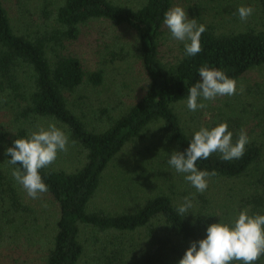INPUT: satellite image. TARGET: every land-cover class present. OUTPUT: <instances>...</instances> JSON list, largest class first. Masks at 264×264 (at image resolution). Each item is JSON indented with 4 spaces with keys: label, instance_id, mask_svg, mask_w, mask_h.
<instances>
[{
    "label": "trees",
    "instance_id": "trees-1",
    "mask_svg": "<svg viewBox=\"0 0 264 264\" xmlns=\"http://www.w3.org/2000/svg\"><path fill=\"white\" fill-rule=\"evenodd\" d=\"M210 1H213L212 5L199 4V12L194 16L192 10L191 16L198 25L206 26L201 36L202 51L195 56L184 53L175 62H165L160 57L163 21L175 0H146L137 8L112 0H64L56 9L57 25L48 37L17 32L0 0V106L3 94H12L15 97L13 107L18 108L22 117L50 118L63 123L69 130L70 139L86 151V162L74 171L52 167L41 170L48 192L60 209L46 264H78L84 252L80 240L82 224L103 232L147 230L144 247L131 253L130 257L128 250L113 247L104 255L103 264H178L184 256L182 245L197 241L206 233L209 215L201 214L199 205L197 212L193 208L187 216L179 214L177 208L180 205L170 193L156 191L144 197L142 205L134 211L120 214L90 211L88 207L111 162L127 143L141 138L151 125L158 124L164 140L179 152H186L195 132L186 131L174 104L188 98V90L201 79V67L220 69L235 80L253 69L264 67V0H259L258 4L259 24H243V27L239 24V4ZM227 15L231 17L227 18ZM97 18L124 23L136 31L148 77L143 95L121 115L110 118L103 129L87 125L71 109L65 95L85 82L100 84L103 81L102 70H87L80 58L63 52L66 42L79 37L81 26ZM232 19H236L235 29L223 26V21L231 22ZM20 71L27 74L26 81L19 80ZM225 106L228 107L224 109L218 105L222 109L219 113L228 116L221 123H227L235 143L243 130L236 121L242 122L244 116L236 104L227 101ZM202 127L205 125L200 129ZM19 135L18 138L28 136L24 130ZM13 145L14 142L7 148ZM5 157L7 161L10 159L6 152ZM196 163L199 170L217 172L210 178L212 181L246 182L238 190L234 186L227 189L229 200L225 207L231 210L236 198L245 200L248 207L234 212L235 217L229 221L222 216L216 217V221L232 223L243 210L250 215H264V141L250 139L240 159L224 161L221 154L215 152ZM14 166L21 167L19 164ZM13 195L18 201L15 192ZM232 264L242 262L233 261ZM254 264H264V256Z\"/></svg>",
    "mask_w": 264,
    "mask_h": 264
},
{
    "label": "rangeland",
    "instance_id": "rangeland-1",
    "mask_svg": "<svg viewBox=\"0 0 264 264\" xmlns=\"http://www.w3.org/2000/svg\"><path fill=\"white\" fill-rule=\"evenodd\" d=\"M1 1L17 32L30 36L44 34L48 37L57 25L56 9L64 0ZM112 1L134 8L146 2ZM226 1L239 4V7L252 6L255 9L251 17L239 22L241 27L259 24V0ZM204 2L209 5L213 3L210 0H175L173 7L184 8L191 19L192 14L195 13V16L199 12V4ZM203 12L204 10L201 13ZM229 17L231 16L227 15ZM235 21L236 19L231 22L223 21V26L235 29ZM63 52L80 58L87 70L103 71L102 83L85 82L75 91L65 94L71 109L90 127L103 129L110 118L121 115L145 92L148 77L142 64L139 37L127 24H116L105 18L92 19L81 26L76 40L65 43ZM184 53L185 42L174 39L164 24L160 44L162 60L175 62ZM18 77L19 80L26 81L28 76L20 71ZM236 81L237 94L203 101L207 104L204 109L190 111L187 107L188 98L174 104V110L188 133L191 134V130L199 131L202 125L209 126L211 130L220 124L226 115L219 113L222 109L218 105L226 109L228 101L236 104L244 116V120L236 121V124L243 126L242 129L250 139L264 141V67L253 69ZM241 85L244 87L243 92L239 91ZM7 94H3L0 106V264H46L60 215L58 202L49 192L37 199L30 198L12 177V170L16 167L8 163L5 152L8 145L20 137L19 132L22 130L29 135L52 123L68 135L69 130L66 125L54 119L22 117L18 108L13 107L15 97ZM173 151L178 150L164 140L161 127L158 124L151 125L141 138L127 143L105 170L88 210L109 214L131 212L142 205L144 197L160 191L174 194L179 205L184 203L185 197H189L195 212L199 205L198 211L205 217L209 215L208 227L219 222L216 217L222 216L225 221H229L235 217L234 212L248 207L245 200L237 198L231 210L225 207L229 200L227 189L234 186L238 190L246 182L210 180L203 196L185 180L184 174L178 173L169 165ZM85 162L86 151L74 142L70 143L67 152L59 153L56 161L49 167L74 171ZM14 192L18 201L13 198ZM200 236L197 241L206 238L207 230ZM80 240L84 252L78 264H103L104 255L113 247L124 248L126 252L128 250L129 257L131 253L144 247L147 244V230L142 228L135 231L103 232L91 225L82 224ZM190 246L191 241L182 245L183 254Z\"/></svg>",
    "mask_w": 264,
    "mask_h": 264
},
{
    "label": "clouds",
    "instance_id": "clouds-1",
    "mask_svg": "<svg viewBox=\"0 0 264 264\" xmlns=\"http://www.w3.org/2000/svg\"><path fill=\"white\" fill-rule=\"evenodd\" d=\"M254 11L252 6H241L238 9L239 18L246 21ZM163 22L174 39L185 42L186 55L195 56L202 51L201 36L206 26L198 25L196 19H189L184 8L175 6L169 9ZM199 76L200 81L188 90L187 107L190 111L206 108L207 104L203 101L237 94V81L220 69L203 66L199 69ZM239 91H244L243 85ZM70 143H74L70 141V136L52 123L47 128L40 127L38 131L31 132L27 137L17 138L14 145L6 149V155L10 157L8 163L21 166L13 168L11 175L30 198L37 199L48 192L41 170L51 166L59 153L67 152ZM248 143L250 137L244 130L233 143V133L228 130L227 123H221L211 130L202 127L193 135L186 152L173 151L168 163L178 173L184 174L185 180L198 192L203 193L209 186L210 178L216 176L217 172L199 170L196 162L208 159L215 152H219L224 161L240 159ZM193 207L192 200L185 197L177 212L187 216L193 212ZM262 256L264 215H250L243 210L232 223L219 220L209 225L206 238L193 241L178 264H232L233 261L254 264Z\"/></svg>",
    "mask_w": 264,
    "mask_h": 264
}]
</instances>
